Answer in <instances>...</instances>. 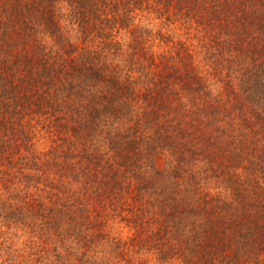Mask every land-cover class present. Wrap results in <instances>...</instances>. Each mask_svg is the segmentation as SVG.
<instances>
[{
  "label": "trees",
  "instance_id": "obj_1",
  "mask_svg": "<svg viewBox=\"0 0 264 264\" xmlns=\"http://www.w3.org/2000/svg\"><path fill=\"white\" fill-rule=\"evenodd\" d=\"M144 6L199 54L154 53ZM36 125L67 150L31 152ZM130 199L123 258L146 242L162 262L264 264V0H0V218L88 250Z\"/></svg>",
  "mask_w": 264,
  "mask_h": 264
},
{
  "label": "rangeland",
  "instance_id": "obj_2",
  "mask_svg": "<svg viewBox=\"0 0 264 264\" xmlns=\"http://www.w3.org/2000/svg\"><path fill=\"white\" fill-rule=\"evenodd\" d=\"M145 8L146 6L136 12V24L147 31L149 46H152L154 53H164L173 50L179 43H186L199 54L200 45L193 30L181 22H169L167 16H161V13L154 9ZM70 35L78 44L82 43L78 40V34L71 32ZM81 47L98 54L103 50L102 40L93 36L88 38L85 44H81ZM107 52L105 50L104 54ZM29 138L34 150L30 151L39 155L53 151L60 155L69 145V141H59L57 135L42 128V125H36ZM159 167H167L166 158L160 160ZM132 208L131 199L126 204L119 203L113 207L108 203L104 213L107 216L104 217L106 226L101 231L104 237L88 250L83 247L81 239L66 235L65 228L54 234L53 231H48L47 227L41 228L39 224L30 227L15 223L9 225L0 218V264H180L179 260L160 261L151 244L146 242H140L131 252L126 250L125 257H121L115 245L119 242L130 244L135 238L131 222ZM147 210L150 211L147 219L150 216L155 217V209L149 205Z\"/></svg>",
  "mask_w": 264,
  "mask_h": 264
}]
</instances>
